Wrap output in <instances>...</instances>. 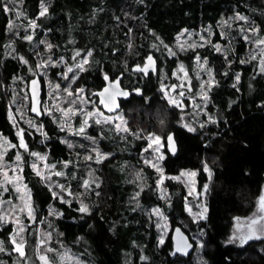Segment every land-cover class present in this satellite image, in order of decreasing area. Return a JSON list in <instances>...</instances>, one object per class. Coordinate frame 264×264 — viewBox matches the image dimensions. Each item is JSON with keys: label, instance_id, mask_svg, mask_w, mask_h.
Wrapping results in <instances>:
<instances>
[{"label": "trees", "instance_id": "1", "mask_svg": "<svg viewBox=\"0 0 264 264\" xmlns=\"http://www.w3.org/2000/svg\"><path fill=\"white\" fill-rule=\"evenodd\" d=\"M16 2L20 17L14 18V6L12 12H5V0L0 6V133L14 145L7 159L12 160L17 152L22 156V174L31 193L36 226L41 223L50 227L65 246L79 251L94 264H264V239L251 240L243 246L229 242L235 219L248 216L264 192V73L258 72L241 32L227 27L226 38H221L219 27L222 20L239 15L245 19L235 25L256 29L264 36V0ZM42 5L47 8L43 16ZM12 20L21 27L30 22L38 25L36 43L45 38L52 46L49 53L65 55L66 63L59 64L62 71L80 55H88L85 69L58 82L76 93L78 97H73L82 105L90 102L98 106L97 92L105 86L106 77L123 75L126 88L142 90L141 96L133 94L122 102L128 132L118 134L108 127L90 130L95 137L102 136L99 143L112 156L98 169L102 186L87 194L88 212L80 211L77 200H61L54 195L34 170L32 153H44L51 163L58 164L71 159L72 154L52 117L45 112L43 119L30 114L29 95L28 113L37 125L23 129L27 148L20 146L7 99L14 92L15 80L18 88L24 78L28 91L31 75L28 63L9 53V45L27 53L32 65L35 55L30 49L33 44L26 47L25 41L19 40L22 37L10 30ZM205 28L213 32L211 44L176 52V38L183 30L197 32ZM213 43L224 48L219 52ZM77 52L79 55L74 56ZM150 52L157 58L158 72L147 77L133 73L132 65L142 64ZM197 57L205 59L210 70V74L202 72V81H208L204 85L207 98L198 96L200 82L193 78L187 93L196 98L195 103L180 110L166 101L162 89L183 88L178 69L184 65L193 73ZM57 69L49 71L53 78ZM40 77L44 85L43 76ZM170 133L175 134L178 143L176 156L166 148ZM156 135H161L164 142L162 168L169 177L165 186L171 196L170 204L160 198L158 175L143 159L148 137ZM184 170L197 172L200 191L207 185V214L194 224L185 212L184 186L171 180ZM136 173L144 184L137 199H133L140 187L132 179ZM71 180V188L78 194L81 183ZM156 207L167 214L172 226L163 243L156 222L148 215ZM188 223L194 233L185 227ZM176 226H182L191 236L195 249L198 240L193 234H200L201 260L195 258V250L188 257L172 258L171 235ZM12 233L13 226L5 225L0 213V264L24 262L13 251Z\"/></svg>", "mask_w": 264, "mask_h": 264}, {"label": "rangeland", "instance_id": "2", "mask_svg": "<svg viewBox=\"0 0 264 264\" xmlns=\"http://www.w3.org/2000/svg\"><path fill=\"white\" fill-rule=\"evenodd\" d=\"M5 1L4 10L7 9L5 12H12L13 9L14 18L15 15L16 17L22 16L20 5L16 0ZM12 6H14V8L11 9ZM239 17V15L230 16L222 20L219 24L221 38H226L227 27L231 29L236 28L240 31L241 36L246 40L247 44H249V53L251 59L257 64L258 72L264 73V43H260L261 40H264V36L256 29L235 25L236 22H242L244 20ZM37 27L38 25L35 22L24 23L21 27L17 25L14 20H12L10 25V30L17 34V37H22L19 38V40L25 41L26 47L33 44L30 49L35 55L34 65L28 62L26 58L27 53L18 51L15 45H9V53L19 55L26 65L28 63L30 68L29 74L31 75L29 79L36 75L43 76L45 85L43 110L45 115L52 117L63 131V142L71 150L72 158L60 164L51 163L46 154L37 152L36 154L38 155H34L33 157L34 162L32 166L35 165V168L33 167L34 170L39 173L56 196L61 200L75 199L80 203V206H85L87 208L86 212H88L90 208L87 201V194H89V192H97L102 186L103 177L98 169L112 156V153L105 151L100 145L99 139H103L102 136L99 135L100 138L95 137L96 135L90 130L95 129L99 131L102 127H108V129H112L118 134H124L129 131L128 117L123 110L116 114L109 115L98 108L97 105H94V103L85 102V105H82L77 102L76 100L78 99L73 97H78L77 94H74L69 87L61 86L58 82L59 80L62 81L67 79L70 74L75 71L85 69L88 63V55H80L75 63L66 64L62 71L63 66H59V64L66 63L65 55L49 53V50H52V46L46 43L45 38H39L40 40L37 44ZM21 31L24 34L20 35ZM212 36L213 32L210 28L200 29L197 32L183 30L176 38V52L177 50L188 51L191 49H202L208 44H211ZM28 37H31V39H28ZM213 44L219 52L224 48V45L219 43ZM77 53H75L74 56H77ZM85 61L87 62L85 63ZM205 61V59L199 57V60H196L197 65L193 73L189 72L186 66L180 65L177 77L183 88L181 87V89L179 86H176L173 88L163 87L162 89L164 98L170 105L180 110H186L188 106H192L195 103L196 98L187 93L188 87L192 85L191 82L193 78H196L200 82L198 96H201L203 100L207 98V91L204 90L207 86L204 85L208 84V81H202V72L210 74V70ZM80 65H82V68ZM181 66H183V71L180 70ZM53 67L58 68L55 78L49 73ZM69 69H71V71H69ZM16 82H18V80H15V86L12 88L14 92L11 97H8L7 105L9 106L11 123L21 142L20 134L22 133L23 135V129L26 126L35 127L37 124L30 118L28 113L27 95H29V93L27 91L26 80L21 78L20 83H18V88ZM3 89L4 92L7 93V89L5 87ZM181 93H183V95H181ZM172 101H175V103ZM85 121H87L86 124ZM82 127L84 130L80 132L79 129ZM155 137L160 138L158 142L155 140ZM163 147L164 142L161 135H156L151 139L148 137V145L145 148L143 159L158 175L159 180L157 185L160 198L165 204H170L171 196L168 188L165 186L169 177L165 175L162 168V161L164 159ZM12 148L13 145L8 138L0 133V213L3 223L13 226V233L10 235V240L13 245L14 253L20 258L19 261L21 262L22 259L24 261L21 262V264H94L84 258L79 251L65 246L50 227H43L41 223L36 226L31 193L24 182L22 174V156L16 151V156H14L12 160L7 159V155ZM17 155L21 157L20 160L16 159ZM40 157H44V159ZM56 173H61V175H56ZM182 173H195V176H186L182 175ZM197 176L198 174L196 171L184 170L178 176L171 178L173 182L179 183L185 188V212L189 222L192 224L204 220L207 214V191L205 188L202 191L198 189ZM133 178L138 182V186H140L138 187L139 191L136 190V193L133 195V199H137L138 194L143 188L141 186L144 183L143 179L137 173L132 179ZM71 179H78L81 183L80 186L82 190L78 194L74 193V189L71 188ZM13 195L15 198H13ZM262 195H264V192ZM259 198L255 204L254 210H252L248 216L237 217L240 218L239 221H237V218L235 219L231 237L234 233H238V224L241 226L243 232L246 233L248 231L246 221L247 218L252 217L253 214H257ZM29 211H31V215H29ZM148 215L150 218L152 216L153 220L156 222L160 242L163 243L172 230L169 217L159 207L150 210ZM185 227L194 233L190 223L186 224ZM193 236L198 240L195 249V258L201 260L200 255L203 242L199 233H195ZM260 236L261 238L259 239H264V233H261ZM13 240H15V244ZM251 240L258 239L253 238L247 242ZM229 242L239 246H243L247 243L245 242L242 244L239 240L231 239ZM16 245H22L24 251L23 256L15 251ZM42 256L46 259H40Z\"/></svg>", "mask_w": 264, "mask_h": 264}, {"label": "water", "instance_id": "3", "mask_svg": "<svg viewBox=\"0 0 264 264\" xmlns=\"http://www.w3.org/2000/svg\"><path fill=\"white\" fill-rule=\"evenodd\" d=\"M2 0H0V6ZM148 57H152V61L148 60ZM146 68L147 71H141V69ZM132 72L135 74H143L148 76L149 74H156L158 72V62L157 58L153 53H149L144 60V64H136L132 67ZM105 86L97 92L98 105L102 110L109 115L116 114L122 110V102L124 100H129L133 94L142 95L141 89H134L133 91L125 88L122 84L123 75L118 76L115 79L106 77ZM41 77L39 75L34 76L29 80L28 93L30 96V114L39 119L44 118L43 111V93L44 87ZM107 89V91H105ZM114 92H118L114 96V102L109 100V96ZM103 94V95H101ZM104 101L103 103L101 101ZM36 111H33V109ZM172 137V144H169L168 137ZM174 147V151L172 148ZM166 148L170 155L176 156L178 153V143L174 133H170L166 137ZM172 242H173V252L172 258H176L178 255L183 257L190 256L195 250V244L191 236L184 230L182 226H176L172 231Z\"/></svg>", "mask_w": 264, "mask_h": 264}, {"label": "snow or ice", "instance_id": "4", "mask_svg": "<svg viewBox=\"0 0 264 264\" xmlns=\"http://www.w3.org/2000/svg\"><path fill=\"white\" fill-rule=\"evenodd\" d=\"M43 11H41L40 15L43 16L46 12H47V8H44L42 5ZM5 11H7V9H5ZM240 19H245L244 17H239ZM28 39H31V37H28ZM260 43H264V40H261ZM79 55V53H77ZM89 55H91V53H89ZM148 60L151 62L152 61V57H148ZM197 60H199V57H197ZM87 61H85L86 63ZM205 63H207V61H205ZM80 67L82 68V65H80ZM181 71H183V66H181ZM69 71H71V69H69ZM141 71H147L146 68L141 69ZM240 77L239 75L236 76V80L237 82L239 81ZM235 86V85H234ZM80 91H83L82 89ZM107 91V89L105 90ZM71 94V93H70ZM116 94H119L118 92H114L112 95L109 96V100H112L114 102V96ZM103 95V94H101ZM181 95H183V93H181ZM102 103L104 102L103 100L101 101ZM173 103H175V101H172ZM179 106V105H177ZM33 111H36V109L34 108ZM99 122V121H97ZM87 123V121H85V124ZM83 127L79 129L80 132H83ZM126 130V129H125ZM189 131H194V129L189 128ZM21 137V143L20 146L23 148H27V145L24 143L23 141V135L22 133L20 134ZM151 139V137H150ZM159 137H155V140L158 142L159 141ZM168 141L169 144H172V137L169 136L168 137ZM71 146V145H69ZM151 146V145H150ZM14 147V145H13ZM172 150L174 151V147L172 148ZM158 151V149H157ZM32 155H38L36 153H32ZM41 159H44V157H40ZM17 160H20L21 157L19 155H17L16 157ZM33 167L35 168V165H33ZM54 167V165H53ZM39 175V173H37ZM56 175H61V173H56ZM182 175H186V176H195V173H182ZM207 189V185H205V190ZM55 195V193H54ZM23 211V209H22ZM81 212H86L87 208L85 206H81L80 208ZM206 211V209H205ZM158 212V210H157ZM29 215H31V211H29ZM240 218H237V221H239ZM246 227L248 229V231L245 233L242 231L241 226L238 224V233H234L232 235V237L230 238L231 240H239L242 244L247 242L250 239L256 238L259 239L261 238L260 234L264 233V195H261L259 198V208L257 211V214H253L252 217L247 218L246 221ZM23 230V229H21ZM13 243L15 244V240H13ZM3 249L0 248V251H2ZM15 251L19 252L21 256L24 255V251H23V247L22 245H16ZM40 259L44 260L46 259L45 257H40Z\"/></svg>", "mask_w": 264, "mask_h": 264}, {"label": "flooded vegetation", "instance_id": "5", "mask_svg": "<svg viewBox=\"0 0 264 264\" xmlns=\"http://www.w3.org/2000/svg\"><path fill=\"white\" fill-rule=\"evenodd\" d=\"M150 53H152V52H150ZM149 54V53H148ZM147 54V55H148ZM146 57V56H145ZM144 60H145V58H144ZM158 62V61H157ZM137 64H140V63H137ZM144 64V61H143V63L142 64H140V65H143ZM134 65H136V64H134ZM134 65H132V67L134 66ZM131 71H132V68H131ZM122 84H123V81H122ZM123 86H124V84H123ZM125 87V86H124ZM126 88V87H125ZM128 89V88H127ZM134 90V89H133ZM132 90V91H133ZM98 101H99V99H98ZM98 103V102H97ZM99 106V105H98ZM101 108V107H100ZM103 111V110H102Z\"/></svg>", "mask_w": 264, "mask_h": 264}, {"label": "bare ground", "instance_id": "6", "mask_svg": "<svg viewBox=\"0 0 264 264\" xmlns=\"http://www.w3.org/2000/svg\"><path fill=\"white\" fill-rule=\"evenodd\" d=\"M33 169V168H32Z\"/></svg>", "mask_w": 264, "mask_h": 264}]
</instances>
